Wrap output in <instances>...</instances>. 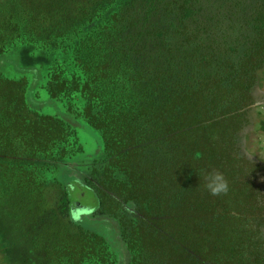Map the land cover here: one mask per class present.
Here are the masks:
<instances>
[{
    "label": "trees",
    "instance_id": "trees-1",
    "mask_svg": "<svg viewBox=\"0 0 264 264\" xmlns=\"http://www.w3.org/2000/svg\"><path fill=\"white\" fill-rule=\"evenodd\" d=\"M114 1L0 0V54L16 43L69 54L50 68L47 92L80 97L78 114L102 133L105 160L70 185L73 218L118 220L130 264H264L261 168L236 143L264 69V0L211 5L193 30L192 0H123L121 18L103 22ZM160 6L179 22L154 24ZM26 92L0 74V167L20 171L12 193L29 207L44 186L33 162L56 167L79 142L70 122L31 110ZM76 241L56 245L66 261L113 264L97 235Z\"/></svg>",
    "mask_w": 264,
    "mask_h": 264
},
{
    "label": "rangeland",
    "instance_id": "rangeland-1",
    "mask_svg": "<svg viewBox=\"0 0 264 264\" xmlns=\"http://www.w3.org/2000/svg\"><path fill=\"white\" fill-rule=\"evenodd\" d=\"M122 1L115 0L110 5L103 22L114 23L121 18ZM181 1L183 3L184 0ZM233 1L192 0V11L196 14L187 17L184 25L188 26V30H193L197 26L195 20H203L204 11L211 5L222 6L226 2L232 4ZM151 17L154 24L158 23L161 27H170L172 23L179 22V19H175L161 6ZM240 18L241 15L237 16V19ZM65 62H70V55L60 49L45 50L30 43L10 45L6 52L0 54V74L10 80H24L27 83L26 101L30 109L40 115L59 117L70 122L79 142L78 151L56 167L50 165L46 169L40 165L42 161L33 162L37 166L30 167L28 171L34 173L37 179H43L44 186L29 207L25 195L12 193V190L16 192L14 175H19L20 171L0 167V264H56L64 259L56 245H73L77 242L78 232L92 233L102 239L114 255V261L111 260L113 264H130L132 260V253L123 238V229L118 220L101 211L73 218L70 211L71 182L85 184L91 169L105 160L106 153L102 133L89 126L78 114L84 107L83 100L79 97L69 103L52 99L48 95L46 86L50 68ZM252 95L254 105L241 114L236 143L242 157L260 166L258 183L264 194V69L259 73ZM236 124L234 125L238 127L239 122ZM20 188L21 186L19 190ZM42 199H45V205ZM37 203L40 204L36 205ZM31 208L32 211H29ZM63 223L70 224L71 231L61 226ZM260 231L264 241V222ZM83 244L85 245L84 242ZM96 260L91 255L88 258L86 254L80 264H93ZM101 260V264H109L108 261L105 263L102 258ZM66 263L71 264L72 261Z\"/></svg>",
    "mask_w": 264,
    "mask_h": 264
},
{
    "label": "flooded vegetation",
    "instance_id": "flooded-vegetation-1",
    "mask_svg": "<svg viewBox=\"0 0 264 264\" xmlns=\"http://www.w3.org/2000/svg\"><path fill=\"white\" fill-rule=\"evenodd\" d=\"M74 182H76V183H80V184L84 185V183L79 182V181H73V182H71V184H73Z\"/></svg>",
    "mask_w": 264,
    "mask_h": 264
},
{
    "label": "crops",
    "instance_id": "crops-1",
    "mask_svg": "<svg viewBox=\"0 0 264 264\" xmlns=\"http://www.w3.org/2000/svg\"><path fill=\"white\" fill-rule=\"evenodd\" d=\"M49 95V94H48Z\"/></svg>",
    "mask_w": 264,
    "mask_h": 264
}]
</instances>
